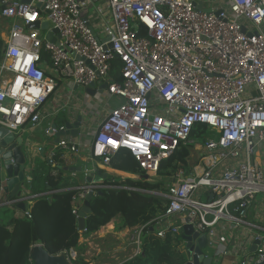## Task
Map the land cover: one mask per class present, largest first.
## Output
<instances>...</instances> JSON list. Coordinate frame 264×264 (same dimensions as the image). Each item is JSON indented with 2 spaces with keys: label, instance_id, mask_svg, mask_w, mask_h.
<instances>
[{
  "label": "built area",
  "instance_id": "built-area-1",
  "mask_svg": "<svg viewBox=\"0 0 264 264\" xmlns=\"http://www.w3.org/2000/svg\"><path fill=\"white\" fill-rule=\"evenodd\" d=\"M226 1L207 11L192 0H0V127L16 132L46 120L44 104L61 81L105 83L122 101L96 127L91 157L108 166L125 148L151 180L161 160L190 141L193 125L206 124L204 164L194 175L178 171L160 193L168 205L154 230L180 234L188 223L212 245L216 224H248L246 209L264 192V0ZM33 22L39 27L29 28ZM62 150L77 153L79 145L59 140L49 162ZM88 171L73 196L77 217L89 192L115 187L87 182ZM255 238L256 249L232 264L264 260V228ZM131 240L139 250V236ZM64 254L69 262L78 256L73 248Z\"/></svg>",
  "mask_w": 264,
  "mask_h": 264
},
{
  "label": "trees",
  "instance_id": "trees-1",
  "mask_svg": "<svg viewBox=\"0 0 264 264\" xmlns=\"http://www.w3.org/2000/svg\"><path fill=\"white\" fill-rule=\"evenodd\" d=\"M139 34L146 35V32L139 28ZM2 45L0 37V60ZM211 131L204 123L194 124L190 141L179 144L171 155L162 159L157 175L151 180L144 178L145 171L129 150L118 149L110 157L108 166L140 177L121 178L108 174L101 179L103 184L115 187L101 188L91 197V212L84 219V232L78 228V217L73 213L79 204L78 199L73 198L79 186L78 179L70 174L64 175L62 170L50 171L49 167L32 169V192L43 193L24 201L30 217L12 216L4 221L0 214V264H31L30 253L37 242L52 255L73 248L78 256L71 261L72 264H88L82 256L85 246L80 243V237L96 232L117 216L118 229L142 227L141 252L122 264H184L188 257L181 233L166 232L164 237H158L153 226L168 205V199L160 193L166 191V186L179 170L184 177L188 176L191 168L188 161L195 143L203 144ZM59 156L60 152L55 151L53 159ZM40 184L45 186L41 191L38 190Z\"/></svg>",
  "mask_w": 264,
  "mask_h": 264
},
{
  "label": "crops",
  "instance_id": "crops-1",
  "mask_svg": "<svg viewBox=\"0 0 264 264\" xmlns=\"http://www.w3.org/2000/svg\"><path fill=\"white\" fill-rule=\"evenodd\" d=\"M192 2L196 7L207 11L221 8L227 4L226 0H192ZM104 89L97 85L95 88L89 89L88 87L77 86L68 80L61 81L58 83L55 93L49 96L44 104L43 109L49 113V117L37 126L25 125L22 129L14 132L16 137L21 136L25 142L28 141L33 151L31 164L27 168V181L22 187L21 193V196L28 197L25 198L26 200L36 194L43 193H33L30 186L31 170L36 167H47V169L49 167V170L53 172L62 170L64 175L70 174L77 178L79 185L85 182V169H100L121 178L140 177V175L105 166L99 162V159L91 157L89 144L96 127L108 111L122 101L118 96L108 95ZM78 116L81 117V125L78 127L79 134L76 137H71L70 142L79 145V151L74 153L69 150H62L57 159L55 158L52 163H48V153L55 143V137L51 133H47L46 129L52 124L63 126L67 121L72 123ZM203 145L204 143H195L193 150L198 151V156L196 159L192 158V150L188 161L191 165L188 176L194 175L195 171L204 164L202 160ZM261 162L264 166V161ZM79 168L80 170H78ZM175 177L172 178L171 182ZM44 187L40 184L38 190L41 191ZM205 198L209 199L210 196L207 195ZM15 199L17 198L8 199V194L0 191V214L5 220L22 211L13 204ZM118 221V216L114 217L96 232L80 237V243L85 246L82 256L88 264H122L141 252V249L137 250V244L131 238L136 239L139 236L141 240L142 227L118 229L116 228ZM245 221L248 224L237 225L235 228L225 221L216 224L212 245L207 242V247L204 250L207 255L212 256L214 264H232L240 257L239 255L250 251L256 235L261 233L264 228L263 199L257 200L255 198L251 202L246 209ZM156 226L154 224L153 228L155 229ZM192 244L195 245L196 240H193ZM223 251L226 253L222 254Z\"/></svg>",
  "mask_w": 264,
  "mask_h": 264
},
{
  "label": "water",
  "instance_id": "water-1",
  "mask_svg": "<svg viewBox=\"0 0 264 264\" xmlns=\"http://www.w3.org/2000/svg\"><path fill=\"white\" fill-rule=\"evenodd\" d=\"M27 2L28 0H23ZM47 26L46 22L41 24V28L45 29ZM29 28H38L39 23L33 22L28 25ZM53 32H56L54 30ZM49 38V35L47 36ZM108 44L106 47H110ZM106 88L105 83L99 81L92 82L88 88ZM81 117L78 116L74 122L69 121L63 124V128L59 129L55 133H51L55 137V143L59 140L70 142L71 137H76L79 134ZM57 127L56 124H52V128ZM32 147L30 143L23 137H16L14 132L8 131L4 127H0V191L8 194V199L13 197L19 198L22 193V187H24L27 181V168L30 166L32 161ZM48 163L49 160L47 161ZM80 170V168L78 169ZM108 173L100 169L89 170L87 172V182H99L101 179L106 178ZM145 179H148L147 174L143 175ZM3 182V184H1ZM93 194L89 192L86 200L79 210L78 216V228L82 230L84 228V219L88 213L91 212L89 202ZM13 201V200H12ZM11 201V202H12ZM10 202V203H11ZM16 206L21 210L25 209L23 202L16 203ZM186 222L188 219L186 218ZM181 238L183 239V247L187 252V260L184 264H214L211 255H207L204 252L207 247V236L204 233H199L194 230L191 224L185 223L182 227ZM196 240V244H192V241ZM259 243L258 239L254 240L253 246L250 251L256 249V245ZM31 264H72L66 258L65 254L52 255L42 245H33L30 253ZM264 264V260L256 263Z\"/></svg>",
  "mask_w": 264,
  "mask_h": 264
},
{
  "label": "rangeland",
  "instance_id": "rangeland-1",
  "mask_svg": "<svg viewBox=\"0 0 264 264\" xmlns=\"http://www.w3.org/2000/svg\"><path fill=\"white\" fill-rule=\"evenodd\" d=\"M4 25H5V22L3 23V19L0 18V27L1 26H4ZM1 58H2V53H1ZM0 62H1V60H0ZM259 151H260V153H259V159L261 161H264V144L259 147ZM197 156H198V151L197 150H193V157L192 158L196 159ZM256 198H257V200H260V199H263L264 200V192L258 193L257 196H256ZM177 251H178V249H177Z\"/></svg>",
  "mask_w": 264,
  "mask_h": 264
},
{
  "label": "bare ground",
  "instance_id": "bare-ground-1",
  "mask_svg": "<svg viewBox=\"0 0 264 264\" xmlns=\"http://www.w3.org/2000/svg\"><path fill=\"white\" fill-rule=\"evenodd\" d=\"M131 176V175H130Z\"/></svg>",
  "mask_w": 264,
  "mask_h": 264
}]
</instances>
